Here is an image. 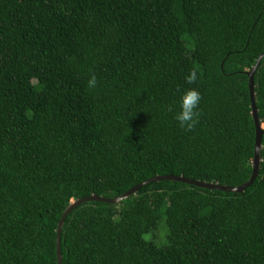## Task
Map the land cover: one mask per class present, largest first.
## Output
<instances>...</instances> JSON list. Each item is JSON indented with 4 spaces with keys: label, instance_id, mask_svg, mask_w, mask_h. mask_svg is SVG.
Segmentation results:
<instances>
[{
    "label": "trees",
    "instance_id": "16d2710c",
    "mask_svg": "<svg viewBox=\"0 0 264 264\" xmlns=\"http://www.w3.org/2000/svg\"><path fill=\"white\" fill-rule=\"evenodd\" d=\"M263 53L264 0H0V264H57L75 199L248 181ZM253 80L264 125V55ZM60 245L63 264H264V134L243 191L153 181L77 205Z\"/></svg>",
    "mask_w": 264,
    "mask_h": 264
},
{
    "label": "water",
    "instance_id": "95a60500",
    "mask_svg": "<svg viewBox=\"0 0 264 264\" xmlns=\"http://www.w3.org/2000/svg\"><path fill=\"white\" fill-rule=\"evenodd\" d=\"M264 53L262 55H260L258 61L256 62V64L253 66V68L248 71V75H249V90H250V99H251V109H252V116L254 118V123H255V131H256V135H255V151H254V157L252 160V175L249 178L248 181H246L245 183L238 185V186H226V185H220L218 183H207L205 181H200V180H194V179H190V178H186L183 176H176V175H156L153 176L149 179H146L145 181L140 182L139 184L133 186L132 188H130L129 190H127L126 192H124L121 195H118L116 197L113 198H106L104 196L98 195V194H92L90 196H86V197H82V198H78L73 200L65 209V211L63 212V214L60 217V220L58 222V226H57V240H56V253H57V264H63V259H62V253H61V245H60V234H61V230L64 224V221L67 217V215L79 204L86 202V201H100V202H110V203H115V202H119L131 195H133L134 193H136V191L141 188L142 186L146 185L147 183L153 182V181H158V180H163V179H169V180H177V181H181V182H185V183H190L196 186H201V187H205V188H209V189H217V190H224V191H230V192H241L243 191L247 186H249L251 183H253V181L255 180V178L258 175L259 172V167H260V162H261V147H262V136L264 134V126L262 125V123L260 122L259 116H258V108L256 106L255 103V91H254V80H253V76L254 73L259 65V61L261 59V56H263Z\"/></svg>",
    "mask_w": 264,
    "mask_h": 264
},
{
    "label": "clouds",
    "instance_id": "9594fccd",
    "mask_svg": "<svg viewBox=\"0 0 264 264\" xmlns=\"http://www.w3.org/2000/svg\"><path fill=\"white\" fill-rule=\"evenodd\" d=\"M184 81L188 85H194L198 81V75L195 72L189 71L185 77ZM97 86V79L95 75L90 76L87 81V87L89 89H94ZM201 94L194 87L186 88L178 98V110L174 113V120L177 125L184 131H192L200 116L199 105L201 102ZM263 125V124H262ZM264 126V125H263Z\"/></svg>",
    "mask_w": 264,
    "mask_h": 264
}]
</instances>
